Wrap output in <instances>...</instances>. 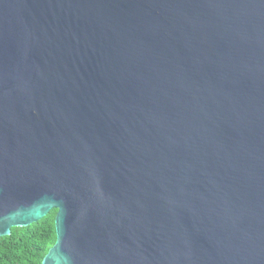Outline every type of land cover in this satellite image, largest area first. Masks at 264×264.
<instances>
[{"label":"water","instance_id":"obj_1","mask_svg":"<svg viewBox=\"0 0 264 264\" xmlns=\"http://www.w3.org/2000/svg\"><path fill=\"white\" fill-rule=\"evenodd\" d=\"M42 264H264V0H0V238Z\"/></svg>","mask_w":264,"mask_h":264},{"label":"trees","instance_id":"obj_2","mask_svg":"<svg viewBox=\"0 0 264 264\" xmlns=\"http://www.w3.org/2000/svg\"><path fill=\"white\" fill-rule=\"evenodd\" d=\"M52 210L40 221L23 228H13L11 235L0 238V264H42L56 243L55 218Z\"/></svg>","mask_w":264,"mask_h":264}]
</instances>
